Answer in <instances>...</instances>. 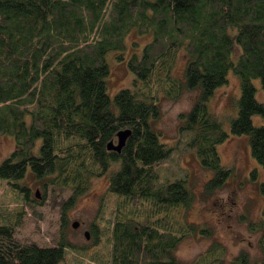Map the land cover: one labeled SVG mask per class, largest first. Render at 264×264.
Returning a JSON list of instances; mask_svg holds the SVG:
<instances>
[{"label": "trees", "instance_id": "1", "mask_svg": "<svg viewBox=\"0 0 264 264\" xmlns=\"http://www.w3.org/2000/svg\"><path fill=\"white\" fill-rule=\"evenodd\" d=\"M149 34L140 53L127 61L133 88L108 94L107 54L123 51L127 35ZM234 44L239 59L231 60ZM187 55L184 77L172 70L177 54ZM119 58V57H118ZM232 70L240 76L237 115L231 133L248 137L252 157L264 168V104L252 79L264 90V0H0V136L14 151L0 163V182L12 195L29 198L20 184L36 179L70 189L63 215L93 178L108 175L105 195L112 219L104 230L108 264H180L174 251L183 238L210 236L211 228L185 219L194 199L179 153L160 141L153 122L160 95L176 99L198 90L192 108L180 115L181 142L211 171L204 194L220 188L231 170L217 146L228 134L208 111L214 90ZM130 130L119 153L107 150L117 133ZM29 170V171H28ZM258 190L264 194V182ZM21 205L0 206V264H67L68 245L40 246L21 239ZM250 230L260 232L263 258L240 254L231 264H264V211ZM223 247L213 242L195 264H219Z\"/></svg>", "mask_w": 264, "mask_h": 264}, {"label": "rangeland", "instance_id": "2", "mask_svg": "<svg viewBox=\"0 0 264 264\" xmlns=\"http://www.w3.org/2000/svg\"><path fill=\"white\" fill-rule=\"evenodd\" d=\"M150 36L133 30L125 39L123 51L107 54L109 74L106 83L110 97L121 88H133L134 75L127 61L132 53L142 51ZM234 45L230 57L236 62L241 48ZM186 62L187 55L180 50L172 75L183 78ZM252 83L256 99L264 104V90L260 81L252 79ZM240 93V76L230 70L227 82L217 87L207 101L209 113L221 122L228 134L227 139L217 146V151L222 166L231 170L225 183L211 194L203 192V185L210 178L211 171L201 167L193 150L184 147L179 132L180 115L192 108L198 90L184 89L174 100L162 95L159 97L160 117L153 122V126L161 134L160 141L173 146L179 153V166L185 171L187 183L194 195L185 211V219L197 225L208 226L212 230L210 236L193 234L181 240L173 253L180 264H195L197 258L213 242L223 247L222 262L219 264H231L242 253L250 262L263 258L259 245L260 232L250 230V223L259 222L264 211V194L258 190L259 184L264 182V168L252 157L248 137L231 133V121L237 115ZM252 120L254 125L264 123V117L259 115L253 116ZM15 147L12 136H0V163ZM109 173L110 171L93 178L89 188L75 198L64 215L62 207L72 191L52 184L43 189L45 179L38 180L30 172L19 183L28 186L29 198L37 199L40 204L15 197L12 190L1 181L0 206L8 208L21 205L23 208L18 227L21 239L40 246H54L59 241L65 242L68 245L67 264H108L110 245L107 237L101 233L96 241L90 228L98 224L99 230H104L112 219V201L105 195ZM36 193L39 197L35 196ZM73 222L78 223L76 228L72 227ZM86 232L88 238L84 235Z\"/></svg>", "mask_w": 264, "mask_h": 264}, {"label": "water", "instance_id": "3", "mask_svg": "<svg viewBox=\"0 0 264 264\" xmlns=\"http://www.w3.org/2000/svg\"><path fill=\"white\" fill-rule=\"evenodd\" d=\"M130 135V130H121L117 133V139L116 141H110L107 144V150L109 151H115L117 153H119L121 151V149L123 148L126 139L128 138V136ZM36 197H39V195L36 193L35 194ZM78 226L77 222H73L72 223V227L76 228ZM85 237L88 238V233H85Z\"/></svg>", "mask_w": 264, "mask_h": 264}, {"label": "flooded vegetation", "instance_id": "4", "mask_svg": "<svg viewBox=\"0 0 264 264\" xmlns=\"http://www.w3.org/2000/svg\"><path fill=\"white\" fill-rule=\"evenodd\" d=\"M84 235H85V233H84Z\"/></svg>", "mask_w": 264, "mask_h": 264}]
</instances>
